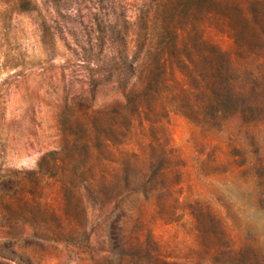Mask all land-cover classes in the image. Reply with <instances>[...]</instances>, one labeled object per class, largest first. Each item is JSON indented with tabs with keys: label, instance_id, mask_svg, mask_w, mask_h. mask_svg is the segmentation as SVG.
I'll return each mask as SVG.
<instances>
[{
	"label": "trees",
	"instance_id": "trees-1",
	"mask_svg": "<svg viewBox=\"0 0 264 264\" xmlns=\"http://www.w3.org/2000/svg\"><path fill=\"white\" fill-rule=\"evenodd\" d=\"M20 15L37 62L10 45ZM0 42L6 77L48 78L55 138L4 190L1 238L62 243L77 264H264L261 233L237 242L209 202L180 201L170 129L172 115L193 124L200 170L247 190L221 202L227 216L245 227L241 212L264 211V0H0ZM185 210L188 260L164 253L149 223Z\"/></svg>",
	"mask_w": 264,
	"mask_h": 264
},
{
	"label": "rangeland",
	"instance_id": "rangeland-1",
	"mask_svg": "<svg viewBox=\"0 0 264 264\" xmlns=\"http://www.w3.org/2000/svg\"><path fill=\"white\" fill-rule=\"evenodd\" d=\"M11 25L16 39H10L11 47L18 46L32 62L41 60L44 55L30 19L20 15L13 19ZM3 60L0 53V62ZM12 71L10 69L9 73ZM7 74L8 71L0 72V225L4 222V190L15 188L21 170L35 167L38 156L55 143L51 104H47L49 100L45 94L46 75L8 78ZM170 129L171 141L186 163L179 189L180 201L183 204L195 199L209 202L221 214L237 242L252 235L255 230L263 238L264 211L247 208L241 212L242 218L247 221L245 227H242L244 223L238 216L230 218L226 215L221 202L230 199L245 202L248 192L239 185L226 187L217 173L200 170L199 152L204 146L198 144V128L183 117L172 115ZM43 192L50 198V205L56 207L58 201L51 186L43 184ZM149 223L164 253L183 260L194 256L198 248L196 231L186 210L178 221L149 220ZM74 260L75 254L62 243L0 237V264H77Z\"/></svg>",
	"mask_w": 264,
	"mask_h": 264
}]
</instances>
